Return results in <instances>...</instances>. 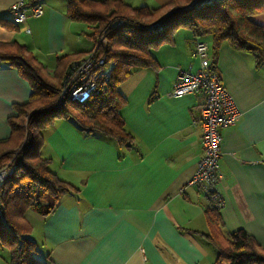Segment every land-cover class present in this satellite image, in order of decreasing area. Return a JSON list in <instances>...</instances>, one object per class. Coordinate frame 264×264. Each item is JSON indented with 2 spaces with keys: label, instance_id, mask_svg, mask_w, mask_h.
I'll list each match as a JSON object with an SVG mask.
<instances>
[{
  "label": "crops",
  "instance_id": "1",
  "mask_svg": "<svg viewBox=\"0 0 264 264\" xmlns=\"http://www.w3.org/2000/svg\"><path fill=\"white\" fill-rule=\"evenodd\" d=\"M18 1L0 0V43L26 45L50 72L61 56L85 53L80 61L91 54L95 42L90 25L68 16L66 0H24L42 3L44 13L21 25L13 22L10 11ZM121 1L132 8L157 9L170 0ZM252 19L264 28V12ZM199 39L208 42L212 66L240 111L234 126L220 129L221 235L225 240L244 230L264 248V62L227 41L214 48L211 36L180 28L172 43L153 51V66L134 68L119 86L126 99L120 115L133 137L131 147L99 131H83L71 119H57L43 131L41 156L74 187L50 215L34 210L25 214L32 226L30 237L50 264L217 260L218 247L208 237L207 215L213 204L191 183L203 156L199 115L205 97L171 95L179 70L200 68L195 54ZM31 94L29 82L0 61V140L10 135L15 106L28 102ZM3 252L10 264L9 251Z\"/></svg>",
  "mask_w": 264,
  "mask_h": 264
},
{
  "label": "trees",
  "instance_id": "2",
  "mask_svg": "<svg viewBox=\"0 0 264 264\" xmlns=\"http://www.w3.org/2000/svg\"><path fill=\"white\" fill-rule=\"evenodd\" d=\"M66 1L68 16L92 28L89 36L95 46L90 53L94 50L97 58L105 57L107 74L99 81L98 93L87 101H72L70 86H66L68 67L85 53L59 57L50 72L26 45L0 43V61L15 68L32 89L29 101L16 105V114L9 118L10 135L0 140V170L14 168L0 183V249H8L10 264H50L49 257L40 256L39 245L30 237L32 226L25 214L34 210L48 216L61 198L74 190L50 170L51 160L40 154L43 131L57 119H71L83 131H99L119 145L131 147L133 137L120 115L126 99L119 86L134 68L153 66V51L172 43L180 28L190 29L197 36H211L214 48L227 41L264 62V28L252 19V15L264 12V0L198 5L194 4L197 0H170L157 9L132 8L121 0ZM159 22L163 23L162 30L156 28ZM219 209L213 205L207 215L211 224L208 237L219 250L214 264H264V248L244 230L223 240Z\"/></svg>",
  "mask_w": 264,
  "mask_h": 264
},
{
  "label": "built area",
  "instance_id": "3",
  "mask_svg": "<svg viewBox=\"0 0 264 264\" xmlns=\"http://www.w3.org/2000/svg\"><path fill=\"white\" fill-rule=\"evenodd\" d=\"M216 1L221 0H197L195 5ZM10 11L13 22L21 25L29 17H40L44 13V6L40 2L27 3L20 0L12 4ZM117 24H123V21H118ZM156 28L162 30L163 23L159 22ZM195 54L200 59V68L197 72L179 70L171 95L182 97L190 93H202L205 97L199 115L203 156L197 162L191 183L198 186L215 207L221 208L223 199L218 191L220 181L218 162L222 141L220 129L234 126L240 111L233 96L222 84L220 75L212 66L208 42L203 39L197 40ZM106 68L105 57L97 58L94 50L88 57L76 62L66 76V86H70L69 98L82 103L98 93L99 81L104 73L107 74ZM13 170L14 168L10 166L1 169L0 183L12 174Z\"/></svg>",
  "mask_w": 264,
  "mask_h": 264
},
{
  "label": "rangeland",
  "instance_id": "4",
  "mask_svg": "<svg viewBox=\"0 0 264 264\" xmlns=\"http://www.w3.org/2000/svg\"><path fill=\"white\" fill-rule=\"evenodd\" d=\"M202 4H204L203 2H202ZM91 29V32H92V28H90ZM103 40V39H102ZM104 41V40H103ZM104 42H106V41H104ZM8 249H6L5 248V251H7ZM0 264H8L3 258V256L2 255H4V252H3V249L1 248L0 249Z\"/></svg>",
  "mask_w": 264,
  "mask_h": 264
}]
</instances>
